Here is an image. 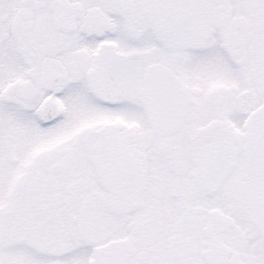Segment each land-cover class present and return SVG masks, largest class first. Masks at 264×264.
I'll return each mask as SVG.
<instances>
[{"label":"snow or ice","instance_id":"6c2138e0","mask_svg":"<svg viewBox=\"0 0 264 264\" xmlns=\"http://www.w3.org/2000/svg\"><path fill=\"white\" fill-rule=\"evenodd\" d=\"M0 264H264V0H0Z\"/></svg>","mask_w":264,"mask_h":264}]
</instances>
